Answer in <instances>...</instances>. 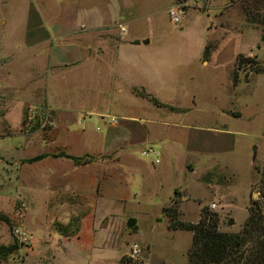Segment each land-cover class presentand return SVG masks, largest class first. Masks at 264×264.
Segmentation results:
<instances>
[{
	"label": "rangeland",
	"instance_id": "obj_1",
	"mask_svg": "<svg viewBox=\"0 0 264 264\" xmlns=\"http://www.w3.org/2000/svg\"><path fill=\"white\" fill-rule=\"evenodd\" d=\"M28 1L0 0V58L8 55L2 64L10 74L0 81V115L6 112L0 118V216L10 222L8 227L0 220V245L18 247L0 264H100L101 259L123 264L116 257L124 253L123 257L142 264H187L191 233L170 230V219L196 224L205 207L207 214L217 215V231L227 234L238 233L250 208H259L264 219L263 200L256 190L264 163V42L260 41L264 0H98L88 9L95 8L105 23H111V33L125 42L137 38L148 43H125L117 51V61L106 57L104 63L65 74L50 73L43 57L15 49L26 31L23 15ZM171 11L178 22L170 21ZM204 47L210 54L202 64ZM238 55L241 60L236 66ZM143 71L150 91L129 90L130 84L143 78ZM233 75L235 86L231 85ZM31 91L38 97L46 95L61 115L70 117L69 128L75 134L84 118L86 134L92 139L118 134L125 122L122 117L133 115V107H144L172 113L170 119L166 116L169 121L196 127L193 138L221 135V146L215 153L178 149L161 162V172L139 180L143 182L139 206H126L135 209L129 216L137 219L136 234L126 226L127 218L120 210L113 240L105 239L106 232L101 230L90 243L68 241L64 238L69 228L44 213L50 194L48 170L41 174L46 179L35 184L36 195H32V185L25 178L16 182L17 173L5 160L47 150L31 144L48 145L50 125L41 126L40 113L31 120L27 117L32 106L51 110L42 101L30 99L23 104ZM144 94L164 107L155 108ZM88 112L114 118L116 124L84 117ZM21 135L29 139L28 146L23 143V151H16ZM145 148L155 149L144 144L128 147L120 165L134 169L138 163L150 162L140 155ZM134 179L128 180L134 183ZM17 192L23 197L17 198ZM20 204L25 210L18 217ZM14 228L24 231L28 242L18 244ZM131 244L140 252L132 255Z\"/></svg>",
	"mask_w": 264,
	"mask_h": 264
},
{
	"label": "crops",
	"instance_id": "obj_2",
	"mask_svg": "<svg viewBox=\"0 0 264 264\" xmlns=\"http://www.w3.org/2000/svg\"><path fill=\"white\" fill-rule=\"evenodd\" d=\"M96 1L98 0H55L54 3L53 0H29L23 15L26 31L20 45L15 46V49L31 57L34 55L43 57L44 66L50 73L65 74L85 69L91 63H104L106 57L117 61V51L125 43L130 46L144 45L142 43L144 40L131 38L129 42H125L111 33L109 30L111 23H105L95 8L88 9ZM0 23L3 24V21L1 20ZM119 32L124 31L120 28ZM134 41L139 43L134 45ZM2 47L3 42H0V49ZM8 54L14 57V53ZM6 56L8 55L4 57ZM4 57L0 58V81H5L6 75H10L9 72L6 73L8 70L2 64ZM143 74L144 71L142 76ZM30 81H27V84ZM128 89L150 91L144 76L130 84ZM28 95L23 100V104L30 99L42 101L51 110V114L49 113L51 125L47 132L48 145L42 142L31 144L42 145L47 150H40L30 156H9L5 160L11 161V166L17 173L16 182L25 178L32 185V195H36L35 184L46 179L41 174L48 170L50 194L46 204L44 203V213L46 212L54 220H61L64 227L69 228L67 229L69 236L64 238L68 241L90 243L95 233L101 230L106 232L105 239L113 240L114 235L118 233L120 210L127 219L135 220L136 232L133 234H136L137 219L129 216L135 209L129 210L126 206H139L141 195H138V191L141 189L140 185H143L139 180L143 181V177H149L151 173L161 172L164 169V164L161 162L168 155H174L178 149L215 153L221 146V137H219L221 135L216 134L210 139L202 135H199V138L195 135L197 137L193 138L191 133L196 132L193 130L196 127L169 121L168 118L173 116L172 113L153 112L144 107H133L131 108L133 115L122 117L125 122L119 125L118 134L92 139L86 134L84 118L80 121L79 133L75 134L69 128L72 126L69 123L71 118L61 115L51 99L46 95L43 98L40 95L38 97L33 91ZM4 113L0 115L1 119ZM63 113L67 114V111ZM151 113H155L156 117L153 118ZM90 115L98 118L99 121L100 117H104L97 112H88L83 116ZM114 125L108 124V126ZM76 136L80 138L78 142ZM61 137H64L63 140H60ZM22 138V143L16 151L18 149L23 151V143L28 146L29 139L24 136ZM140 144L157 149L160 158L158 162L138 163L134 165V169L121 166L119 161L127 157L128 147ZM59 153L81 161L75 164L68 159L52 157ZM40 155L43 156L42 159L24 163L25 160ZM122 170L124 171L122 176L115 175V172ZM134 176L137 180L134 179V183H131L128 179ZM20 197L23 195L17 192V198ZM96 215L99 218L95 221ZM122 232L125 233L123 227ZM126 254L117 256L118 262ZM99 261L100 264H108V260Z\"/></svg>",
	"mask_w": 264,
	"mask_h": 264
},
{
	"label": "trees",
	"instance_id": "obj_3",
	"mask_svg": "<svg viewBox=\"0 0 264 264\" xmlns=\"http://www.w3.org/2000/svg\"><path fill=\"white\" fill-rule=\"evenodd\" d=\"M260 41L264 42V31L261 33ZM209 54L204 47L203 62L208 59ZM240 58L241 56L238 55L235 61L236 66H238ZM236 82V76L233 75L231 85L235 86ZM142 97L149 99L156 107H164L147 94L142 95ZM52 157L68 159L75 164L81 161V159L63 153L52 155ZM42 158V155L36 156L25 160L24 163H32ZM256 190L264 204V163L260 170ZM0 220L10 227V222L6 218L0 216ZM170 221L168 227L170 230L178 229L191 233V243L186 254L187 264H264V219L259 208L249 209V214L237 234L218 232L217 215L215 213L207 214L205 207L200 209V217L196 224L172 221V219ZM125 224L129 228L135 229L134 219H127ZM17 250L18 247L15 243L8 246L0 245V259L5 260L8 255ZM120 262L123 264H142L128 257H122Z\"/></svg>",
	"mask_w": 264,
	"mask_h": 264
},
{
	"label": "built area",
	"instance_id": "obj_4",
	"mask_svg": "<svg viewBox=\"0 0 264 264\" xmlns=\"http://www.w3.org/2000/svg\"><path fill=\"white\" fill-rule=\"evenodd\" d=\"M173 14L174 13L171 11L170 15L172 17H171L170 21L172 23H176V22H178V19H177V17H174ZM36 113L41 114V122H42L41 126L45 125V124L51 125L50 120H49L50 114H49V111L46 107H43L42 109L40 108L39 110L36 107H30V109L28 110L27 119L28 120L33 119L34 115ZM100 119H101V121H103L104 124H110V125L116 124V120L114 118L108 119L107 117H105V118L100 117ZM140 155H141V157H143L145 159H149V161L152 164H156L158 162V153L155 149L145 148V149L141 150ZM210 208H214V205L211 204ZM19 210L21 211V213L17 212L18 217H20V215L23 214L22 212L25 210L24 204H20ZM12 233H13V236H14V238L18 244H24V243L28 242V240L30 239V237L24 231H22L20 228H14L12 230ZM129 249H130V252L132 255H135V254L140 252L139 247L136 244H131Z\"/></svg>",
	"mask_w": 264,
	"mask_h": 264
},
{
	"label": "water",
	"instance_id": "obj_5",
	"mask_svg": "<svg viewBox=\"0 0 264 264\" xmlns=\"http://www.w3.org/2000/svg\"><path fill=\"white\" fill-rule=\"evenodd\" d=\"M139 42L138 41H134V45H137ZM144 45H146L147 43H148V41L147 40H144L143 42H142ZM252 150H253V154H254V151H255V148L253 147L252 148Z\"/></svg>",
	"mask_w": 264,
	"mask_h": 264
}]
</instances>
